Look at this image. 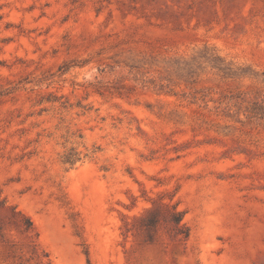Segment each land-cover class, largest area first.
Segmentation results:
<instances>
[{"label": "rangeland", "instance_id": "obj_1", "mask_svg": "<svg viewBox=\"0 0 264 264\" xmlns=\"http://www.w3.org/2000/svg\"><path fill=\"white\" fill-rule=\"evenodd\" d=\"M0 205V264H264V0H0Z\"/></svg>", "mask_w": 264, "mask_h": 264}, {"label": "trees", "instance_id": "obj_2", "mask_svg": "<svg viewBox=\"0 0 264 264\" xmlns=\"http://www.w3.org/2000/svg\"><path fill=\"white\" fill-rule=\"evenodd\" d=\"M183 219L184 213L178 211L177 206H173L171 208L167 206H160L148 211L146 216L142 219V226L146 229L147 241L151 243L154 242L156 228L160 225L161 221L171 223L175 236H181L184 240H187L190 236V230L185 226V224H183ZM20 223L21 224H18L8 217L0 219V236H2L7 225L18 226L26 232L30 231L33 227V223L29 219Z\"/></svg>", "mask_w": 264, "mask_h": 264}]
</instances>
